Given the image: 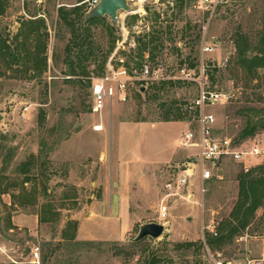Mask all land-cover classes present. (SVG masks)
<instances>
[{
	"label": "rangeland",
	"instance_id": "obj_1",
	"mask_svg": "<svg viewBox=\"0 0 264 264\" xmlns=\"http://www.w3.org/2000/svg\"><path fill=\"white\" fill-rule=\"evenodd\" d=\"M129 1L133 5L134 1ZM173 1L172 5L166 0H148L145 19L139 14L135 19V14L121 10L119 24L108 16L92 24L94 57L86 61L90 76L106 75L109 64L139 67L138 47L152 34L159 38L146 50L154 52L155 57L149 58L154 64L167 67L169 76H178L177 66L184 63L198 73L202 16L190 2L180 7V0ZM6 2L0 14V36L8 39L12 48L26 20L43 19L45 25H40L46 35L34 37L27 47L19 46L23 54L29 53L16 64L0 54V179L3 186L15 183L9 193L0 194V264H147L154 256L162 259L160 264H211L203 250V225L214 221L218 230L237 201L238 178L243 171L233 161L223 164L205 183L203 206L175 199L163 235L133 241L142 224L162 223L161 199L173 178V168L187 159L188 150L180 146V138L190 126L188 116L182 120L163 118L168 111L183 110L194 100L198 83L171 79L144 83L142 88L130 83L127 101L115 98L101 112H94L84 77L66 74V45L71 33L58 11L59 6L71 9L80 0ZM111 24L113 30L108 27ZM263 24L264 0H236L224 7L209 27V37L220 42L212 56L226 52L232 42L237 46L240 34L256 44ZM42 52L46 62L39 57ZM237 56L238 50L228 65L208 69V86L229 96L209 108L218 118V136L239 137L249 119L264 118V83L259 84L264 69L251 82L238 67ZM99 121L104 128L97 131L94 125ZM244 139L246 147L264 145V128ZM23 188L35 192V203L20 205ZM193 189V200L199 201L198 187ZM12 201L16 204L9 203ZM43 208L51 213H46L49 223L38 235L15 224L7 228L14 214L39 213ZM92 209L105 211L106 220L118 221L111 223L113 236L78 239L79 243L59 240L68 220L79 225L75 216L84 217ZM205 234L209 237L210 232L205 230ZM179 242H195L200 247L177 249ZM210 247L229 259L260 257L264 253V206L240 235Z\"/></svg>",
	"mask_w": 264,
	"mask_h": 264
},
{
	"label": "built area",
	"instance_id": "obj_2",
	"mask_svg": "<svg viewBox=\"0 0 264 264\" xmlns=\"http://www.w3.org/2000/svg\"><path fill=\"white\" fill-rule=\"evenodd\" d=\"M87 11L99 0H86ZM129 14H139L145 19L147 14L145 4L148 0H133ZM162 0H151L152 3H160ZM174 4L173 0H166ZM236 0H190L199 14L202 16V31L200 35V52L197 59L196 70L187 64L177 66L178 76H169L168 68L162 64H154L149 58V52L145 53V60L139 67L130 68L125 64L117 66L109 64L106 75L101 77L90 76V92L93 100L94 112H101L107 102L113 103L115 98L127 101L130 83H139L141 88L144 83H153L171 79L196 82L199 91L196 98L184 106L190 120V126L184 131L180 138V146L188 150L187 159L180 165L175 166L173 178L166 184V192L161 199L159 207L162 223L167 227V220L171 210V202L181 199L187 203L204 205L205 183L209 182L219 172L221 166L228 161L236 162L241 166L243 172L251 171L255 166L264 161V145L254 144L251 147L244 146L245 139L238 140L231 136L217 135V116L209 108L226 99L228 93L217 88H211L209 83V68H221L229 64L237 52L236 43L232 42L227 51L219 56L217 53L220 42L215 37H209V27L221 10L231 5ZM137 6L138 9H134ZM120 18V15H119ZM121 22V18H120ZM125 29V21H122ZM124 43V42H123ZM120 47V44L118 48ZM135 42V49H136ZM117 48V49H118ZM70 77V76H69ZM104 128L103 122L96 123L94 129L100 131ZM195 185L198 187L199 201L193 200ZM205 230L218 235L215 222L203 225V250L206 258L211 264H264V253L258 258H247L243 260L229 259L221 250L212 249L207 241ZM38 255V248L35 251Z\"/></svg>",
	"mask_w": 264,
	"mask_h": 264
},
{
	"label": "trees",
	"instance_id": "obj_3",
	"mask_svg": "<svg viewBox=\"0 0 264 264\" xmlns=\"http://www.w3.org/2000/svg\"><path fill=\"white\" fill-rule=\"evenodd\" d=\"M83 1L84 0H80L79 4L72 6L71 9H68L65 5H61L59 6L58 11L60 19L70 28L71 33L66 45L65 59L68 67L66 74L67 76H70V78L83 76L84 78L82 81L87 82V84L91 86L92 82L90 79V71L88 70L86 61L94 57L92 24L97 21L104 20L106 17L100 16L87 18V4ZM180 1V7L184 6L185 2H190V0ZM6 3V0H0V14H3L4 8H6ZM134 17L136 19L137 15ZM41 23L45 25V22L41 18H34L24 21L13 42L14 48L11 47L12 44H8V39H3L0 36V54L2 56L4 55L5 59H7V62L16 64L19 61H22L29 52L26 51V53L23 54L20 51L19 46L27 47L31 40H34V37H41L43 34L46 35V33L42 31L40 25ZM108 27L110 30H113L115 25L111 24V26ZM158 38L159 36L152 34L149 38L142 42V47H138L137 55L139 56V65H141L146 51L149 52L150 57H155L152 49H146ZM113 47L114 45L112 48ZM237 50L238 67L245 71L246 76L249 80H251V82L254 81L259 77L260 69H264V24L258 41L254 45L249 42L248 38L244 34H240L237 40ZM39 57H41V61H47V56L44 54V52H42ZM45 66V64L42 65L41 72H44L45 69L43 68ZM211 77L213 81H215L214 74L211 73ZM262 83H264V76L263 82H259V84L261 85ZM187 116L188 115L184 110L177 108L174 113H172V110L168 111L163 120H182L187 118ZM259 128H264V118H251L247 122L246 126L242 129L239 137L236 138L238 140H242L247 136L254 135ZM10 156L11 155L8 157L10 158ZM5 159L6 158H4V160ZM26 165L28 164H23V166ZM262 171H264V163L260 164L249 172H242L239 175V193L237 201L232 208L229 217L223 220L218 226V235L214 236L212 233H210L209 237H207V241L210 246L217 247L225 241L233 240L236 235H240V233L251 224L257 210L264 206V172L262 173ZM29 179L30 178H26V181ZM13 186H15L14 182H10L3 186L0 179V194L9 193ZM20 191L21 194L18 198L21 206H28L35 203V192L32 190L27 191L25 188ZM45 191H47V189H45ZM11 195L13 198L15 197V194ZM11 204L14 205L16 202L12 201ZM46 213L50 214L51 211L48 212L46 208H43L39 212L40 221H48V216H46ZM13 227L14 224L11 219H9L7 228L11 229ZM77 230L78 222L72 219L68 220L67 227L62 230L61 241L79 243V240L76 239ZM26 231L28 232V230ZM192 246H195V248L200 247L195 242H179L175 245L177 249H189ZM161 261L162 259L154 256L147 264H160Z\"/></svg>",
	"mask_w": 264,
	"mask_h": 264
},
{
	"label": "crops",
	"instance_id": "obj_4",
	"mask_svg": "<svg viewBox=\"0 0 264 264\" xmlns=\"http://www.w3.org/2000/svg\"><path fill=\"white\" fill-rule=\"evenodd\" d=\"M106 191L104 192L105 196ZM11 203V202H9ZM105 211L99 210H88L84 217L75 216L79 220L78 230L76 239H87V240H103L106 239V235L113 236L114 231H112L111 223H118L117 220H106L103 216ZM13 224L19 228H25L29 233L33 235H38L39 232H43V225L48 221H40V216L38 212H20L14 214L12 217ZM49 223V222H48ZM95 226L101 227L102 231L92 230ZM105 228V229H103ZM86 229V232H85ZM61 240V238L59 239Z\"/></svg>",
	"mask_w": 264,
	"mask_h": 264
},
{
	"label": "water",
	"instance_id": "obj_5",
	"mask_svg": "<svg viewBox=\"0 0 264 264\" xmlns=\"http://www.w3.org/2000/svg\"><path fill=\"white\" fill-rule=\"evenodd\" d=\"M131 5L128 0H99L90 8L86 17L108 16L114 24L120 23L119 11H129ZM165 225L157 221L146 222L140 226L139 232L133 241H139L145 237L159 238L165 232Z\"/></svg>",
	"mask_w": 264,
	"mask_h": 264
}]
</instances>
